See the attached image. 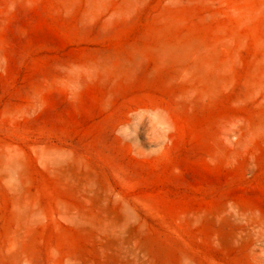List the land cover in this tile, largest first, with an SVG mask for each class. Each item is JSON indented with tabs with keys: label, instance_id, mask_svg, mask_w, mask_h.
<instances>
[{
	"label": "rangeland",
	"instance_id": "1",
	"mask_svg": "<svg viewBox=\"0 0 264 264\" xmlns=\"http://www.w3.org/2000/svg\"><path fill=\"white\" fill-rule=\"evenodd\" d=\"M0 264H264V0H0Z\"/></svg>",
	"mask_w": 264,
	"mask_h": 264
}]
</instances>
